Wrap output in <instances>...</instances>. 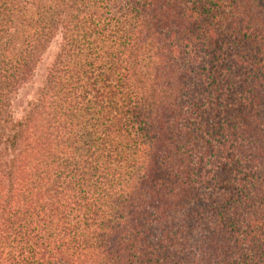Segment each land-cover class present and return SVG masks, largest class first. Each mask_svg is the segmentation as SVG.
<instances>
[{"label":"trees","instance_id":"trees-1","mask_svg":"<svg viewBox=\"0 0 264 264\" xmlns=\"http://www.w3.org/2000/svg\"><path fill=\"white\" fill-rule=\"evenodd\" d=\"M0 264H264V0H0Z\"/></svg>","mask_w":264,"mask_h":264},{"label":"rangeland","instance_id":"rangeland-1","mask_svg":"<svg viewBox=\"0 0 264 264\" xmlns=\"http://www.w3.org/2000/svg\"><path fill=\"white\" fill-rule=\"evenodd\" d=\"M60 37L56 36L52 42L49 44L47 49L42 55L41 61L36 67L33 77L26 83L22 88H20L12 99V112L15 119L22 116L25 111L28 102L33 99L37 89L42 83L46 69L51 63L53 56L55 55L59 46Z\"/></svg>","mask_w":264,"mask_h":264}]
</instances>
